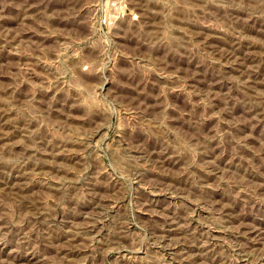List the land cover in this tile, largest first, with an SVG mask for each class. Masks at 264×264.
Returning <instances> with one entry per match:
<instances>
[{
    "label": "rangeland",
    "instance_id": "rangeland-1",
    "mask_svg": "<svg viewBox=\"0 0 264 264\" xmlns=\"http://www.w3.org/2000/svg\"><path fill=\"white\" fill-rule=\"evenodd\" d=\"M0 264H264V0H0Z\"/></svg>",
    "mask_w": 264,
    "mask_h": 264
}]
</instances>
